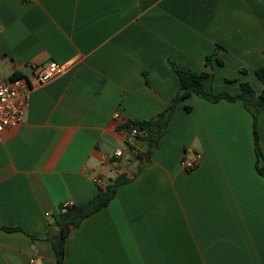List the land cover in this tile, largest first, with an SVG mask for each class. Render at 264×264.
I'll list each match as a JSON object with an SVG mask.
<instances>
[{"label":"crops","instance_id":"obj_1","mask_svg":"<svg viewBox=\"0 0 264 264\" xmlns=\"http://www.w3.org/2000/svg\"><path fill=\"white\" fill-rule=\"evenodd\" d=\"M46 61L63 73L33 88L0 141V264H56L47 230L61 208L122 173L131 180L71 231L65 264H264V109L255 122L242 101L194 94L143 165L123 128L170 107L172 63L206 72L211 93L248 82L259 96L264 0H0V74L30 78Z\"/></svg>","mask_w":264,"mask_h":264},{"label":"trees","instance_id":"obj_2","mask_svg":"<svg viewBox=\"0 0 264 264\" xmlns=\"http://www.w3.org/2000/svg\"><path fill=\"white\" fill-rule=\"evenodd\" d=\"M207 61H209V58H207ZM172 67L180 78V90L176 98L171 102L170 107L165 112H160L150 120L126 123L123 126L124 129L137 128L138 131L143 134L142 139H145L148 134H151L147 151L135 156V159H137L141 165L146 163L152 151L158 147L160 139L163 137L170 124L176 103L187 100L194 94L209 99L211 102H218L222 99L232 103L242 101L244 107L253 115L255 122L257 121L258 114L264 109V88L262 93L257 96L252 86L248 82H245L241 84V92L237 96H232L228 93L214 94L207 91L204 87L203 80L208 77L206 72L197 73L187 68L181 69L174 63H172ZM256 75L264 86V67L258 69ZM17 76L18 75L15 74L12 78H16ZM186 109L190 110L189 107ZM254 141L258 163H260L264 161V156L261 152L262 149L259 137L255 129ZM133 147L134 146H129V149ZM259 171L264 172V166L262 168L259 167ZM130 180L131 177L127 174H119L114 181L107 184L87 203L79 206L72 205L61 208V212L55 219L56 226L53 227L50 225L47 230V240L51 243L57 257L56 264H65L66 241L71 231L79 227L88 216L90 217L106 207L115 197L118 188L128 183ZM65 208L67 211H64Z\"/></svg>","mask_w":264,"mask_h":264},{"label":"built area","instance_id":"obj_3","mask_svg":"<svg viewBox=\"0 0 264 264\" xmlns=\"http://www.w3.org/2000/svg\"><path fill=\"white\" fill-rule=\"evenodd\" d=\"M31 77L6 78L0 74V141L6 130L18 127L26 119L30 109L31 92L37 85L44 86L53 81L64 71V66L55 61L34 63L29 65ZM120 120V117H117ZM126 124V123H125ZM131 135L143 138V134L137 128L128 129ZM129 148L118 149L114 158L121 159ZM201 156L194 161L186 160L182 164L187 169L197 167ZM101 182L100 179L97 180ZM30 260L29 264H34Z\"/></svg>","mask_w":264,"mask_h":264},{"label":"water","instance_id":"obj_4","mask_svg":"<svg viewBox=\"0 0 264 264\" xmlns=\"http://www.w3.org/2000/svg\"><path fill=\"white\" fill-rule=\"evenodd\" d=\"M151 138V134H148L144 141L139 140L138 138H130L127 137V140L132 142L135 146H137L140 150L143 152L147 151V148L149 147V141ZM67 211V209H65Z\"/></svg>","mask_w":264,"mask_h":264}]
</instances>
